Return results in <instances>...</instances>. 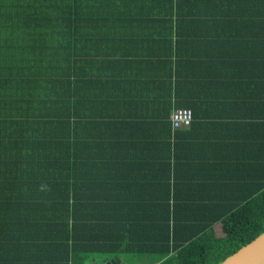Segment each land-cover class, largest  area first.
Listing matches in <instances>:
<instances>
[{"label":"trees","instance_id":"trees-1","mask_svg":"<svg viewBox=\"0 0 264 264\" xmlns=\"http://www.w3.org/2000/svg\"><path fill=\"white\" fill-rule=\"evenodd\" d=\"M142 86V128L106 110ZM263 232L264 0H0V264H219Z\"/></svg>","mask_w":264,"mask_h":264},{"label":"crops","instance_id":"crops-1","mask_svg":"<svg viewBox=\"0 0 264 264\" xmlns=\"http://www.w3.org/2000/svg\"><path fill=\"white\" fill-rule=\"evenodd\" d=\"M151 82V81H150ZM150 85H153L154 87H158L157 83L156 84H152V83H148ZM159 90V89H158ZM158 90H149L146 86H142L140 92L142 93L143 96V101L141 102V107H135L134 105H127L124 97L120 96L119 94L117 98H113L110 102L109 107L106 110H111L112 113H116V117H118L119 119H126L129 120L130 117L132 116L131 119L135 120L133 121V123H131L132 125H134L136 128H142V121L146 118H144V115L146 116L147 114H152L154 112L157 111V109H151L152 108V103H151V96L155 95ZM150 100V102H149ZM92 101V99H91ZM90 101V102H91ZM89 102V105H90ZM138 110V111H137ZM94 120V119H92ZM145 123V121H143ZM144 126V124H143ZM125 126L122 128L124 129ZM124 131H121L118 136H121L123 134ZM194 156L196 157L197 155L194 154ZM197 160H194V163ZM219 224V223H218ZM94 264V263H93Z\"/></svg>","mask_w":264,"mask_h":264},{"label":"water","instance_id":"water-1","mask_svg":"<svg viewBox=\"0 0 264 264\" xmlns=\"http://www.w3.org/2000/svg\"><path fill=\"white\" fill-rule=\"evenodd\" d=\"M117 260L118 258L115 256L107 264H115ZM219 264H264V232Z\"/></svg>","mask_w":264,"mask_h":264},{"label":"built area","instance_id":"built-area-1","mask_svg":"<svg viewBox=\"0 0 264 264\" xmlns=\"http://www.w3.org/2000/svg\"><path fill=\"white\" fill-rule=\"evenodd\" d=\"M192 120V111L189 108L179 107L172 110L170 121L174 128L188 126Z\"/></svg>","mask_w":264,"mask_h":264},{"label":"rangeland","instance_id":"rangeland-1","mask_svg":"<svg viewBox=\"0 0 264 264\" xmlns=\"http://www.w3.org/2000/svg\"><path fill=\"white\" fill-rule=\"evenodd\" d=\"M214 230H215V233H216L217 236H222L223 235L222 230H221V224H216L214 226ZM125 260L127 261L126 262L127 264H139V263H133L131 258L127 257V256L125 257Z\"/></svg>","mask_w":264,"mask_h":264},{"label":"clouds","instance_id":"clouds-1","mask_svg":"<svg viewBox=\"0 0 264 264\" xmlns=\"http://www.w3.org/2000/svg\"><path fill=\"white\" fill-rule=\"evenodd\" d=\"M170 117V116H169Z\"/></svg>","mask_w":264,"mask_h":264}]
</instances>
